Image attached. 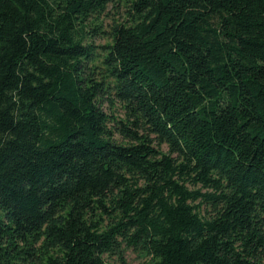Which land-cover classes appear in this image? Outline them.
<instances>
[{
    "label": "trees",
    "instance_id": "1",
    "mask_svg": "<svg viewBox=\"0 0 264 264\" xmlns=\"http://www.w3.org/2000/svg\"><path fill=\"white\" fill-rule=\"evenodd\" d=\"M127 248L264 264V0H0V264Z\"/></svg>",
    "mask_w": 264,
    "mask_h": 264
},
{
    "label": "rangeland",
    "instance_id": "2",
    "mask_svg": "<svg viewBox=\"0 0 264 264\" xmlns=\"http://www.w3.org/2000/svg\"><path fill=\"white\" fill-rule=\"evenodd\" d=\"M124 12V8L116 9L112 6H109L107 11L100 17V21H102V29H109L110 25L112 24L114 19H117L118 17H122ZM91 31V30H90ZM100 31V30H99ZM110 39L107 38L105 35H102L101 33L93 34L92 40L90 41L96 43V44H104L107 43ZM103 108L110 113L115 114H123V110L121 108V105L119 103L111 104V101H107ZM163 150L167 151V146H163ZM126 256L127 259L131 262V264H145L147 261L151 259V256H146L143 254H139L132 250L131 248L126 249ZM106 260L109 262H115V258L110 257L108 255H105Z\"/></svg>",
    "mask_w": 264,
    "mask_h": 264
}]
</instances>
